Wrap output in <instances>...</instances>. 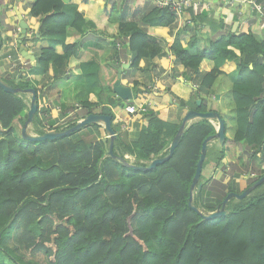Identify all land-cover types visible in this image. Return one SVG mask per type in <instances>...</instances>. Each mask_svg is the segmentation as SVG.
<instances>
[{
  "label": "trees",
  "instance_id": "16d2710c",
  "mask_svg": "<svg viewBox=\"0 0 264 264\" xmlns=\"http://www.w3.org/2000/svg\"><path fill=\"white\" fill-rule=\"evenodd\" d=\"M14 1L7 7L0 0L1 47L9 41L2 38L1 29ZM256 1L264 6V0ZM88 2L75 6L69 0H36L29 16L41 23L32 40H49L50 46L39 50L36 66L27 71L16 69L18 83L0 78L22 90L13 94L0 87V264H264V183L247 198L232 199L226 217L203 221L189 207L203 143L216 134L211 121L192 123L173 157L148 171L129 167V157L135 160L133 166L147 167L168 156L180 126L168 122L165 111L149 110L133 121L139 137L131 141L115 124V115L104 109V115L113 117L118 135L114 144L117 158L108 156L110 139L98 124L56 140L28 142L21 138L29 111L25 91L34 89L39 99L28 75L38 71L45 75L52 67L63 75L78 62L83 43H68L66 38L69 29L82 30L89 24L85 18ZM207 4L201 1L187 10L195 26L208 20ZM178 20L168 8L159 7L142 15L145 28L134 20H122L109 22L108 28L114 27V32L97 28L96 32L128 50L132 55L129 72L143 73L148 72L141 68L144 59L163 55L148 28H165L173 35ZM28 40L27 34L22 44ZM58 45L63 46L62 55L56 52ZM171 54L172 82L165 98L199 113L212 111L208 102L224 76L220 71L223 62L237 64L239 82L230 92L234 137L226 136L221 147L217 142L219 147L212 156L207 152L199 182L203 188L193 199L195 207L212 213L229 194H241L264 177V39L251 29L223 33L208 50L195 55L176 39ZM152 80L146 84L133 81L136 100H145ZM200 99L203 102L198 106ZM96 106L86 102L81 111L63 107L58 116L43 107L35 115L34 132H65L93 114ZM225 126L227 131L226 122ZM224 160L230 167L228 173ZM210 168L212 172L224 170L229 181L209 176ZM239 179L246 182L244 190L239 188Z\"/></svg>",
  "mask_w": 264,
  "mask_h": 264
},
{
  "label": "crops",
  "instance_id": "0c3cea01",
  "mask_svg": "<svg viewBox=\"0 0 264 264\" xmlns=\"http://www.w3.org/2000/svg\"><path fill=\"white\" fill-rule=\"evenodd\" d=\"M7 7L12 4V0H5ZM36 0H16L14 6L6 13L4 25L1 29L2 38L9 39L8 43L1 47L0 51V78L19 82V75L16 69L22 68L27 71L30 66H36L37 56L41 48L50 46L49 40L34 41L32 37L36 33L41 21L32 19L30 9ZM87 11L85 18L89 24L82 30L69 29L67 32L68 43H83V50L79 56L77 63L72 64L71 68L65 71L63 75L59 74L53 67L48 73L42 75L40 71L35 74L28 75V80L38 90V105L39 109L43 107L50 108L55 116H58L63 107H74L75 105H83L86 102L97 103L94 107V113L103 114L104 109L111 111L115 117H125V107L130 104L124 101L123 105H118L120 100L114 93L113 85L118 78V71L122 65H128L122 74V84L131 88L134 100L135 92L134 82L138 81L141 84L149 82V78L153 77L152 92L145 99H151L158 102L156 111L166 112L167 121L171 124L181 127L182 121L189 111L187 106L181 107L175 99L165 98V90L172 82L170 75L173 65V57L171 54V46L176 39H179L184 49L189 50L192 55L198 51L208 50L210 43L218 38L221 34H240L245 30L251 29L260 39H264V30L260 28L258 18L248 5L228 4L225 0H211L206 5L209 12L208 20L205 24L195 26L190 19L189 14L183 15L182 19L177 23L173 35L165 28H148V34L156 41L161 50V56H156L153 59H144L142 67L148 72L131 73V57L132 55L121 47L112 38H106L96 32L102 29H109L114 32L115 29L108 28L110 23L117 24L122 20H134L141 28H145L141 24L142 15L150 12L154 8L160 7L158 0H88ZM202 1V0H201ZM200 1V2H201ZM71 5L81 6L84 0H69ZM199 2V4H200ZM197 4V5H199ZM27 23L28 38L25 47L27 54H23L20 49V17ZM95 26V29H92ZM9 27V28H8ZM147 31V28H146ZM39 37V36H38ZM193 45L195 48L190 49ZM12 49L14 61L18 64V68L11 70V66L5 61L8 50ZM239 56L240 51L230 48ZM58 54H63V46L56 47ZM33 56L35 60L30 57ZM83 65L82 69L77 65ZM76 69V73L73 72ZM179 71L183 72L184 67L180 66ZM220 71L224 73L214 86L215 95L211 100L221 104L224 107L217 108L212 104L209 106L211 110L223 116L227 125V138L231 137L228 133L229 119L233 113V103L230 92L232 85L239 82V74L237 64L235 62L226 61L220 67ZM149 86V87H150ZM205 99H207L205 97ZM32 95L27 93V102L29 109L31 105ZM173 101V104L171 103ZM132 102V101H131ZM122 103V102H121ZM116 104V105H115ZM230 117H227V113ZM75 115V114H74ZM72 116L74 119L76 116ZM228 115V116H229ZM85 117L80 119L83 120ZM137 118H134L135 121ZM79 121V120H78ZM132 121V122H133ZM115 124L119 125L115 120ZM120 126V125H119ZM234 134V130L232 129ZM128 136V139L133 141L139 137V131L130 125L129 132L123 133ZM231 139V138H229ZM217 143V142H216ZM239 153H242L239 151ZM132 158V157H131ZM133 159V158H132ZM246 162V157L244 158ZM134 161V160H133ZM227 162V160H224ZM227 163L225 165H227ZM264 168V167H263ZM214 173V172H212ZM209 174V171H208ZM216 180H224L225 183L229 178H225L224 171L219 169L215 171ZM213 174V175H214ZM240 190L246 188V182L237 180Z\"/></svg>",
  "mask_w": 264,
  "mask_h": 264
},
{
  "label": "water",
  "instance_id": "95a60500",
  "mask_svg": "<svg viewBox=\"0 0 264 264\" xmlns=\"http://www.w3.org/2000/svg\"><path fill=\"white\" fill-rule=\"evenodd\" d=\"M158 1L162 2V0H158ZM202 1H204L206 3L211 2V0H202ZM20 19H21V23H20L21 37L19 40V42H20L19 43L20 44L19 51L22 52L23 54H27L25 47H24L25 45L22 44V41L24 39H26L29 27H28L27 23L23 20L22 16L20 17ZM0 51H1V46H0ZM30 58L32 60H35V58L33 56H31ZM128 67H129L128 65H125V66L122 65V67L119 69L118 78L113 85V90H114V93L117 95V97L119 98L120 101L131 102L134 100V95H133L132 89L122 84L123 71H124V69H127ZM0 87L2 89H4L6 92L13 93V94H18V93L22 92L21 89H15V88L11 87L10 85L4 83L1 79H0ZM25 92L30 93L32 95V100H31L30 109L28 111V119L26 121L24 128L20 132V136L24 141L42 142V141H47V140H56L59 138L66 137L72 133L79 132L84 127L98 124V125H101L104 127L105 132L107 133L108 138L110 139L108 156H110L112 158H117V156L114 154V144H115L116 139L118 138V135L116 134V132L113 128V117L112 116L94 113V114L88 115L87 117H85V119L79 121L73 128H71L65 132H61V133L50 132V133H45L43 135H33V134L29 133L28 127L33 124L35 115L37 114V112L39 110V105H38V101H37V94H36V91L34 89H28ZM202 102H203L202 99L198 100L197 105L200 106L202 104ZM171 103L173 104V101H171ZM179 105L181 107H185L184 103H181ZM198 120H209V121H211L215 125L216 134L214 136L206 139L203 143L201 156H200V159L198 161L197 168H196V174H195V177H194V179L192 181V185H191L189 207L193 211H195L197 214H199L202 217L203 221H210V220H215L217 218L226 217L228 215V212L226 211V207L232 199L243 200V199L247 198L256 188H258L260 185H262L264 183V177H262L256 184H254L251 188L245 190L243 193H241V194H237V193L229 194L227 196V198L224 200V202L222 203V206H220L217 211L212 212V213H204L200 208L195 207L193 205V199H194V195H195L194 192H196V195H198L202 191V188H203V184H199V182L201 180L203 166H204V162L206 160V156H207V152H208V147H209L210 143H213V142H218L220 145H223L224 141L226 139L225 121L223 120V118L221 117V115L219 113L214 112V111H209L207 113H199L195 110H189L187 112V114L185 115L183 121H182L181 127H180L177 135L175 136V138L173 139V141L169 147L168 156L153 160L151 163H149V165L147 167H135V166L130 165V164H128V166L133 168V169L148 171V170H152V169L156 168L158 165L164 164L165 162H167L168 160H170L173 157L174 152H175L176 148L179 146L181 139H182L183 135L185 134L186 129L192 123H194L195 121H198Z\"/></svg>",
  "mask_w": 264,
  "mask_h": 264
},
{
  "label": "built area",
  "instance_id": "2783aa9c",
  "mask_svg": "<svg viewBox=\"0 0 264 264\" xmlns=\"http://www.w3.org/2000/svg\"><path fill=\"white\" fill-rule=\"evenodd\" d=\"M201 0H162L160 2V8H168L170 11L175 13L177 18L180 21L186 11L194 6H197ZM228 4H241L248 5L251 8L253 13H256V17L258 18V23L261 29L264 30V6L259 4L256 0H225ZM20 31V30H19ZM10 66L11 70L18 68V64L14 61L12 56V49L8 50L6 60ZM153 88L149 87V92L146 96L150 95ZM149 97V96H148ZM76 110L81 111L82 107L80 105L74 106ZM158 102L153 101L151 99L145 100H133L129 105L125 107L126 117L116 116V121L119 123L121 127V132L126 133L130 130V125L134 118H138L140 116H144L148 113L149 110H157ZM74 114H71V117ZM80 121V120H79ZM78 121V122H79ZM254 176V175H252Z\"/></svg>",
  "mask_w": 264,
  "mask_h": 264
},
{
  "label": "rangeland",
  "instance_id": "374dc122",
  "mask_svg": "<svg viewBox=\"0 0 264 264\" xmlns=\"http://www.w3.org/2000/svg\"><path fill=\"white\" fill-rule=\"evenodd\" d=\"M6 80V79H5ZM193 89H197V85H194L193 86ZM212 101L213 100H209V102H208V105L210 106L211 104H212ZM213 104L214 105H216L217 106V108L219 107L220 109L222 108V107H224V104H223V102H221V104H219L218 102H215V101H213ZM211 108V107H210ZM218 108V109H219ZM223 112L224 113H227V112H225V110H223ZM230 113H227V117H230V115H229ZM229 115V116H228ZM78 123V122H77ZM229 129H228V133L230 134V135H232L231 137H229V138H233L234 137V134L232 133V129L234 130V133H235V120H234V114L232 113V117L229 119ZM28 129H29V133L30 134H33V135H37L35 132H34V129H33V124L32 125H30L29 127H28ZM222 145H220V147H221ZM219 146L217 145L216 146V142H213V143H210V145H209V151H208V155L209 156H212L213 155V153H214V150L215 149H217ZM246 148V147H245ZM133 158V157H132ZM131 157H129V159H130V165H134L133 163H134V158L132 159ZM208 159V158H207ZM134 160V161H133ZM227 162H223V165L224 166H227L228 167V164L227 165H225ZM212 169L210 168V173H209V176L211 175V174H214V173H212V171H211ZM220 171H222V169L220 168L219 169ZM227 173L229 172V170H230V167H228L227 169ZM224 171V170H223ZM214 177L213 178H215V174L213 175ZM247 190V189H246ZM194 194H195V192H194ZM205 213V212H204Z\"/></svg>",
  "mask_w": 264,
  "mask_h": 264
}]
</instances>
